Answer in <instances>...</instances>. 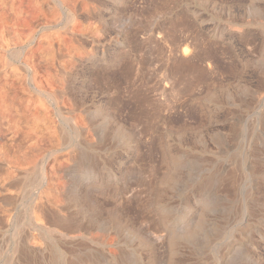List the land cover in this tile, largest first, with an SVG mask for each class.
Returning a JSON list of instances; mask_svg holds the SVG:
<instances>
[{"label":"rangeland","instance_id":"374dc122","mask_svg":"<svg viewBox=\"0 0 264 264\" xmlns=\"http://www.w3.org/2000/svg\"><path fill=\"white\" fill-rule=\"evenodd\" d=\"M0 264H264V0H0Z\"/></svg>","mask_w":264,"mask_h":264}]
</instances>
